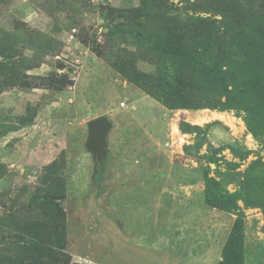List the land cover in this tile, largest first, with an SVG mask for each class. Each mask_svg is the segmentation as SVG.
I'll use <instances>...</instances> for the list:
<instances>
[{"label": "rangeland", "instance_id": "374dc122", "mask_svg": "<svg viewBox=\"0 0 264 264\" xmlns=\"http://www.w3.org/2000/svg\"><path fill=\"white\" fill-rule=\"evenodd\" d=\"M263 243L264 0H0V264Z\"/></svg>", "mask_w": 264, "mask_h": 264}, {"label": "water", "instance_id": "95a60500", "mask_svg": "<svg viewBox=\"0 0 264 264\" xmlns=\"http://www.w3.org/2000/svg\"><path fill=\"white\" fill-rule=\"evenodd\" d=\"M108 125V120L104 117H100L90 122L89 129L94 136H102Z\"/></svg>", "mask_w": 264, "mask_h": 264}, {"label": "trees", "instance_id": "16d2710c", "mask_svg": "<svg viewBox=\"0 0 264 264\" xmlns=\"http://www.w3.org/2000/svg\"><path fill=\"white\" fill-rule=\"evenodd\" d=\"M66 246H67V242H64L62 247H59V248L65 250ZM33 250H34V255L27 253L26 258L31 262H34V259H35V264H39L38 261L42 260L43 258L42 252H39V245L37 244V246ZM19 264H22V262H20Z\"/></svg>", "mask_w": 264, "mask_h": 264}, {"label": "crops", "instance_id": "0c3cea01", "mask_svg": "<svg viewBox=\"0 0 264 264\" xmlns=\"http://www.w3.org/2000/svg\"><path fill=\"white\" fill-rule=\"evenodd\" d=\"M254 260V264H262V261H264V243L258 248L257 256Z\"/></svg>", "mask_w": 264, "mask_h": 264}]
</instances>
